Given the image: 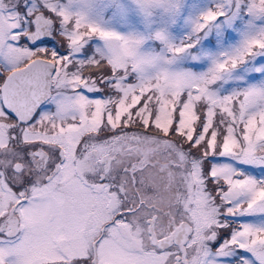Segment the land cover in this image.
<instances>
[{"label":"snow or ice","instance_id":"obj_1","mask_svg":"<svg viewBox=\"0 0 264 264\" xmlns=\"http://www.w3.org/2000/svg\"><path fill=\"white\" fill-rule=\"evenodd\" d=\"M0 264H264V0H0Z\"/></svg>","mask_w":264,"mask_h":264}]
</instances>
